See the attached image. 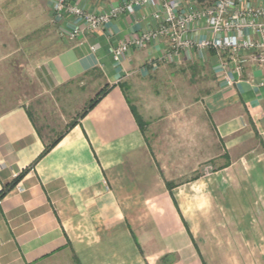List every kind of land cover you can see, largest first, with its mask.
I'll return each instance as SVG.
<instances>
[{"label":"crops","instance_id":"obj_1","mask_svg":"<svg viewBox=\"0 0 264 264\" xmlns=\"http://www.w3.org/2000/svg\"><path fill=\"white\" fill-rule=\"evenodd\" d=\"M152 13L64 40L33 67L73 127L46 142L28 108L0 114V192L29 169L0 201V264H264V68L244 64L227 86L214 51L158 62L164 40L115 62L120 41L155 27ZM193 38L213 35L200 24ZM168 79L198 83L156 95Z\"/></svg>","mask_w":264,"mask_h":264},{"label":"built area","instance_id":"obj_2","mask_svg":"<svg viewBox=\"0 0 264 264\" xmlns=\"http://www.w3.org/2000/svg\"><path fill=\"white\" fill-rule=\"evenodd\" d=\"M83 1L86 0H49L52 22L63 40L73 42L96 33L122 14L133 15L138 7L153 9L155 27L120 41L112 52L117 63L133 49L142 50L164 40L165 50L158 62L173 64L185 53L203 55L214 51L227 86L234 84L228 74H240L244 64L264 68V0H210L201 7L188 3L183 9L180 0H126L94 12L87 11ZM200 24L213 39L194 40L193 34ZM259 85L264 86V82Z\"/></svg>","mask_w":264,"mask_h":264},{"label":"rangeland","instance_id":"obj_3","mask_svg":"<svg viewBox=\"0 0 264 264\" xmlns=\"http://www.w3.org/2000/svg\"><path fill=\"white\" fill-rule=\"evenodd\" d=\"M63 41L52 22L49 0H0V114L17 106L28 108L46 142L63 133L72 120L63 114L54 95H41L32 69L60 51ZM166 81L169 84L158 86L156 95L171 98L198 83L183 80L180 86ZM212 169L207 166L203 171L207 174Z\"/></svg>","mask_w":264,"mask_h":264},{"label":"trees","instance_id":"obj_4","mask_svg":"<svg viewBox=\"0 0 264 264\" xmlns=\"http://www.w3.org/2000/svg\"><path fill=\"white\" fill-rule=\"evenodd\" d=\"M106 89L101 90L96 97L91 101V103L88 105L85 111H83L82 114H80V118L84 117L88 111L93 109L95 105L106 95ZM77 121H73L68 125V128L73 127L76 125ZM62 136L56 138L49 146L45 148V150L42 152V154L38 157L40 159L43 157L48 151L53 148L61 139ZM29 169H25L23 172H21L9 185H7L5 188L2 189L0 192V201L4 199V197L9 193L13 188L23 179V177L28 173Z\"/></svg>","mask_w":264,"mask_h":264}]
</instances>
